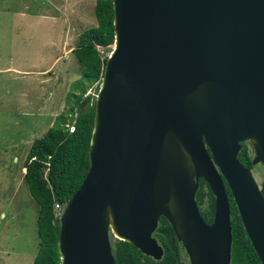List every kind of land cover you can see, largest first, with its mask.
I'll list each match as a JSON object with an SVG mask.
<instances>
[{
  "label": "water",
  "instance_id": "95a60500",
  "mask_svg": "<svg viewBox=\"0 0 264 264\" xmlns=\"http://www.w3.org/2000/svg\"><path fill=\"white\" fill-rule=\"evenodd\" d=\"M114 51L98 89L89 170L59 223L61 264H116L110 234L156 261L161 218L189 264H231L227 188L261 264L264 0H113ZM214 197L213 222L196 194Z\"/></svg>",
  "mask_w": 264,
  "mask_h": 264
},
{
  "label": "rangeland",
  "instance_id": "374dc122",
  "mask_svg": "<svg viewBox=\"0 0 264 264\" xmlns=\"http://www.w3.org/2000/svg\"><path fill=\"white\" fill-rule=\"evenodd\" d=\"M95 3L0 0V264H31L38 251L39 207L24 182L33 141L73 103L70 94L87 89L96 100L101 80L85 82L73 52L97 26ZM111 49L97 47L103 56ZM252 171L260 184L264 169Z\"/></svg>",
  "mask_w": 264,
  "mask_h": 264
},
{
  "label": "trees",
  "instance_id": "16d2710c",
  "mask_svg": "<svg viewBox=\"0 0 264 264\" xmlns=\"http://www.w3.org/2000/svg\"><path fill=\"white\" fill-rule=\"evenodd\" d=\"M113 0H96L94 16L97 26L81 33L74 55L83 68L82 78L88 84L101 80L108 56L97 47L114 43ZM87 90V89H86ZM86 90L70 94L73 103L60 114L54 124L38 139L27 153L24 182L30 196L39 207L37 216L38 251L31 264H61L58 248L59 223L55 204L65 206L78 190L89 167V144L94 124L95 98ZM70 127L73 131L70 132ZM252 152L248 142L241 143L238 160L248 169ZM264 197V173L259 184ZM232 223L231 264H261L241 222L236 204L227 188ZM199 212L208 224L213 222L214 197L203 179L196 194ZM153 237L163 247L164 255L156 261L142 254L131 243L116 240L110 234L116 264H188L187 255L177 240L169 222L161 218Z\"/></svg>",
  "mask_w": 264,
  "mask_h": 264
},
{
  "label": "built area",
  "instance_id": "2783aa9c",
  "mask_svg": "<svg viewBox=\"0 0 264 264\" xmlns=\"http://www.w3.org/2000/svg\"><path fill=\"white\" fill-rule=\"evenodd\" d=\"M63 209H64V206L61 205L60 203H56L55 204V212H56V214L58 216V219L61 216Z\"/></svg>",
  "mask_w": 264,
  "mask_h": 264
},
{
  "label": "bare ground",
  "instance_id": "6f19581e",
  "mask_svg": "<svg viewBox=\"0 0 264 264\" xmlns=\"http://www.w3.org/2000/svg\"><path fill=\"white\" fill-rule=\"evenodd\" d=\"M113 51H114V44H113V50L111 51L110 55L113 53Z\"/></svg>",
  "mask_w": 264,
  "mask_h": 264
}]
</instances>
